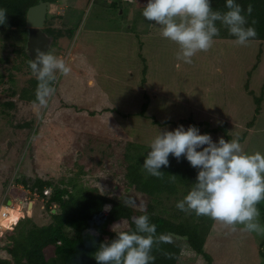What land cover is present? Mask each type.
Wrapping results in <instances>:
<instances>
[{
  "label": "rangeland",
  "instance_id": "1",
  "mask_svg": "<svg viewBox=\"0 0 264 264\" xmlns=\"http://www.w3.org/2000/svg\"><path fill=\"white\" fill-rule=\"evenodd\" d=\"M49 1L53 17L45 29L54 35L50 53L64 59L71 71L57 73L47 108L21 98L35 77L22 53L26 41L16 29L0 28L1 258L10 257L7 234L17 222L29 218L28 227L47 225L51 211L59 210L57 204L51 211L48 206L54 187L45 188L49 195L31 189L38 178L73 191L95 189L151 214L187 221L194 212L176 204L197 174L188 171L195 168L185 157L188 165L180 175L191 180L172 177L175 192L165 188L146 194L125 177L128 163L136 161L135 154L145 157L159 129L205 122L199 128L203 134L206 127L226 122L245 151L264 154V41L250 39L241 46L233 38H214L212 47L188 64L177 58L178 45L161 36L160 26L143 17L147 0H122V5L117 0ZM208 134L214 142L226 140L220 132ZM257 207L264 227V201ZM164 237L182 246L180 264H264V234L247 232L242 225L233 231L213 220L204 246L211 261L185 237ZM50 261L63 263L62 258Z\"/></svg>",
  "mask_w": 264,
  "mask_h": 264
},
{
  "label": "clouds",
  "instance_id": "2",
  "mask_svg": "<svg viewBox=\"0 0 264 264\" xmlns=\"http://www.w3.org/2000/svg\"><path fill=\"white\" fill-rule=\"evenodd\" d=\"M225 7V12L213 10L211 0H147L142 15L160 26L163 38L178 45L177 58L191 64L192 58L198 52H207L219 36L217 22L236 38L238 45L246 46L255 38V29L246 26L242 6L236 0H226ZM246 11L250 15L252 8L249 6ZM6 13L0 8V24L6 23ZM29 66L38 81L36 102L43 110L55 93L57 73L67 76L71 69L64 59L40 49L35 51ZM147 149L150 150L142 166L148 175L162 177L161 169L169 166L170 155L177 161L185 157L198 170L195 182L176 204L179 210L207 216L233 231L242 225L247 232L264 234L257 207L264 201V154L245 151L238 138L220 137L214 142L210 134H201L195 125L159 129ZM101 214L104 215L103 209ZM131 220L135 231L113 229L115 238L99 243L93 255L97 264H150L154 260L151 251L156 242L155 225L147 214ZM159 239L168 242L163 237Z\"/></svg>",
  "mask_w": 264,
  "mask_h": 264
},
{
  "label": "trees",
  "instance_id": "3",
  "mask_svg": "<svg viewBox=\"0 0 264 264\" xmlns=\"http://www.w3.org/2000/svg\"><path fill=\"white\" fill-rule=\"evenodd\" d=\"M39 0H0V8L6 9L7 21L0 24L1 29H16L23 34L26 41L27 27L26 14L30 6L38 3ZM213 10L225 12L226 0H211ZM245 10L244 15L247 18V25L255 29L256 36L252 39L264 41V0H236ZM116 6L117 3L112 4ZM252 8L249 15L248 7ZM220 34L215 38H233L227 29L217 22ZM48 33L53 35L51 30ZM54 36V35H53ZM26 46V45H25ZM23 47L22 53L27 56L26 48ZM32 71V70H31ZM29 85L23 88L20 96L26 101L36 102V89L38 81L32 77ZM261 99L257 100L262 104ZM263 102V101H262ZM13 106L12 102L8 103ZM148 102L143 104L140 113H144ZM262 105L257 108L261 112ZM166 123H168L166 121ZM198 128L205 126V122H192ZM221 133L226 140H231L232 135L228 130V123H221L206 127L204 133ZM242 140V139H240ZM127 160H132L131 156L125 155ZM135 162L127 165L126 179L128 183L136 185L139 190L146 194H155L162 189H169L175 192V186L172 185L174 176L183 179V183L191 178H182L180 175L181 167L188 165L184 159L177 164V159L170 155L169 166L162 167L163 176L160 178L146 175L141 163L144 157L135 154ZM197 174V169L188 170ZM196 179L191 180L192 184ZM46 187H54L53 193L48 200V206L51 211V205L57 204L59 210L51 211L52 222L47 225L38 226L33 224L28 227L29 218L21 219L17 222L14 230L8 232L9 242L5 249L10 254L9 258H1L0 264H53L51 258H62V264H97L94 259L95 251L100 242L106 238L111 240L115 238L116 233L113 231L128 230L135 231V225L131 217L147 214L149 222L155 225V239L151 255L154 260L150 264H180L182 246L172 242L164 237L166 234H175L185 237L190 247L197 253L204 254L206 259L211 261V255L204 250L206 236L210 230L213 220L207 216H197L195 213L187 221H174L157 214H151V210H140L124 202L113 199L100 193L95 189H77L69 190L66 186H55L52 181L38 178L31 186L33 192H43ZM104 210V215L101 214ZM150 209V208H149ZM110 210V215H109ZM196 217V218H195ZM95 229H94V228ZM67 228L73 230L69 234ZM163 237L168 242H162L159 238Z\"/></svg>",
  "mask_w": 264,
  "mask_h": 264
},
{
  "label": "water",
  "instance_id": "4",
  "mask_svg": "<svg viewBox=\"0 0 264 264\" xmlns=\"http://www.w3.org/2000/svg\"><path fill=\"white\" fill-rule=\"evenodd\" d=\"M118 3L121 4V1ZM51 5L52 3L49 0H39L38 3L30 6L27 10V40L25 48L30 60L35 57V51L37 49L45 52L51 51L54 36L45 30L46 22L53 17ZM10 145L11 143H9ZM11 203L12 201L8 200V204ZM32 203L30 202L29 204L28 212L32 207Z\"/></svg>",
  "mask_w": 264,
  "mask_h": 264
},
{
  "label": "built area",
  "instance_id": "5",
  "mask_svg": "<svg viewBox=\"0 0 264 264\" xmlns=\"http://www.w3.org/2000/svg\"><path fill=\"white\" fill-rule=\"evenodd\" d=\"M36 193V192H35ZM44 193H45V195H49L50 194V190H44ZM22 202V201H21Z\"/></svg>",
  "mask_w": 264,
  "mask_h": 264
},
{
  "label": "bare ground",
  "instance_id": "6",
  "mask_svg": "<svg viewBox=\"0 0 264 264\" xmlns=\"http://www.w3.org/2000/svg\"><path fill=\"white\" fill-rule=\"evenodd\" d=\"M21 203H22V202H21ZM12 204H13V203H11V204H9V205H12ZM33 205H34V204L32 203V207H31V209L29 210L30 213L33 212Z\"/></svg>",
  "mask_w": 264,
  "mask_h": 264
},
{
  "label": "flooded vegetation",
  "instance_id": "7",
  "mask_svg": "<svg viewBox=\"0 0 264 264\" xmlns=\"http://www.w3.org/2000/svg\"><path fill=\"white\" fill-rule=\"evenodd\" d=\"M119 1H121V3H122V0H117V2H119ZM52 3V2H51ZM122 5V4H121ZM46 30V29H45Z\"/></svg>",
  "mask_w": 264,
  "mask_h": 264
}]
</instances>
